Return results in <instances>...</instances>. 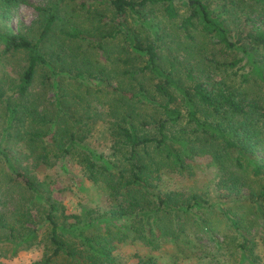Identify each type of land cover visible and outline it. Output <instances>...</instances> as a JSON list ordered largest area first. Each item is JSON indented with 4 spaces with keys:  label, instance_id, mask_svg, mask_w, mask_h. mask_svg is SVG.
Instances as JSON below:
<instances>
[{
    "label": "trees",
    "instance_id": "obj_1",
    "mask_svg": "<svg viewBox=\"0 0 264 264\" xmlns=\"http://www.w3.org/2000/svg\"><path fill=\"white\" fill-rule=\"evenodd\" d=\"M72 1L73 7L105 4L112 8L108 17L100 13L99 20L111 25L113 35H119L125 50L144 59L141 68L156 80L153 91L165 98L161 103L154 96L149 97L152 107L162 115L150 123L136 124L131 122V111L119 104L122 99L115 98L111 107L118 132L107 157L97 154V160L88 140L84 142L94 123L74 119L71 130L62 132L65 128L56 120V111H50L49 102H44L33 86L41 65L53 69V61L62 60L61 55L70 50L69 46L78 49L80 45L75 46V41L88 39V35L75 24L65 29L66 16L60 14V0L38 6L42 19L37 36L8 24L0 26V67L10 66L15 54H24L22 70L15 79L8 72L0 74V204L14 201L15 205L7 213L0 208V243L10 242L12 254L43 239V254L33 264H126L116 258L113 250L114 241L127 237L138 238L150 249L161 248L175 262L183 259L182 252L203 264H231L222 254L231 245V234L237 240L233 250L240 252L245 248L251 252L250 243L255 244L251 221L264 224V214H244L246 210L238 214L232 205L219 209V214H199L190 210L188 201L197 198V194L186 198L188 193L178 189L163 191L159 181L169 170L179 173L187 166L186 160L197 154L210 156L220 171L219 186L229 191L237 193L249 187L241 177L249 169L254 175H264V106L256 95L250 96L246 84L251 75L264 88V0ZM27 2L0 0V17L10 16L14 8ZM159 5L168 18H180V31L187 41L185 49L196 46L203 51L209 45L205 54L207 70H187V84H180L175 76V61L165 60L161 48L167 34H158L159 25L148 19V9ZM244 7L254 13L245 16L248 21L259 22L245 31L234 30L232 23L240 17L234 14ZM144 29L153 34V41L142 36ZM51 44L55 47L50 49ZM216 52L221 58L214 56ZM235 65V73L244 70L239 73L242 79L233 80L232 84L221 72ZM87 75L85 81L92 78ZM139 89L147 97L146 90ZM175 94L185 107L186 122L196 130L191 139L172 135L171 128L182 117L174 106ZM88 107L92 108L89 103ZM100 115L95 109L88 118L95 122ZM77 122L83 125L82 129L78 130ZM141 124H151L155 132L141 133ZM120 147L125 152H120ZM55 162L66 170L69 162L79 164L88 179L103 183L115 201L109 208L110 215L126 216L133 236L117 228L113 231L114 220H100L85 209L67 212L53 194L51 178L46 173L39 174L42 164L51 166ZM15 193L29 200L20 206L16 202L22 197L15 200ZM252 195L256 204L264 208V183ZM243 218L244 223L250 219L245 224H249L250 235L239 231ZM44 228L46 232L42 233ZM204 240L211 242L208 244L214 249L201 256L197 246ZM140 257L137 264H158L151 255Z\"/></svg>",
    "mask_w": 264,
    "mask_h": 264
},
{
    "label": "rangeland",
    "instance_id": "obj_2",
    "mask_svg": "<svg viewBox=\"0 0 264 264\" xmlns=\"http://www.w3.org/2000/svg\"><path fill=\"white\" fill-rule=\"evenodd\" d=\"M48 2L49 0H28L27 3H21L11 11L10 16L0 17V26H7L8 24L13 29L37 36L40 28L39 23L42 19L38 6H44ZM60 5L63 7L60 14L66 16L65 29L68 30L72 24H75L88 35V39L75 41V46L80 45L78 49H73L68 44L70 50L62 53V60L52 62L53 69L41 65L36 72L33 84L34 90L40 93V97L44 102H49L50 111H56L57 114L54 115L57 117L56 120H59V124L65 128L62 132L68 133L71 130L74 119L89 121V125L94 123L84 142L88 140L87 144L96 155L101 154L107 157L111 150L110 145L113 144V136L118 132L115 130L118 121L113 115L111 101L113 102L115 98L122 99L119 104H122L126 110L131 111L130 115L133 118H131V122L134 120L136 124H140L141 121L150 123L154 117L162 115L152 107L149 97L154 96V99L161 103L165 102V98L153 91V83L156 80L148 70L141 68L144 59L134 55L130 49L125 50L121 45V39L118 38L119 35H113L111 25L99 20L100 13L106 14L107 17L112 13L110 6L92 4L89 8L73 7L74 2L72 0H60ZM247 14H254L249 7H244L242 12L234 14L236 17L240 15L237 23L233 22V26L231 25L233 29L235 28L234 30L243 29L245 31L253 27L256 22H259L248 21L245 17ZM148 19L151 23L159 25L160 31H158V34L163 36V33L167 34L162 41L163 48L161 49L166 61H175L177 71L175 76L179 78L180 84L190 82L187 73L190 68L193 69V72L207 70L208 60L205 54L209 52V45L206 44V50L203 51L197 50L196 46L185 49V42L187 41L180 31L182 30L179 25L180 18H168L163 6L159 5L148 9ZM142 36L153 41V34L146 29H144ZM98 44L102 46L98 47ZM52 47L55 46L51 44L49 48ZM214 56L221 58V55L217 52ZM23 59V53L15 54L10 66L0 67V74L8 72L15 79L22 70ZM236 67L237 65L224 68V71L221 72L227 76L226 78L232 84L233 80L240 81L242 79L239 73L244 69L241 68L235 73ZM245 68L248 67L245 66ZM87 74L92 78L85 81ZM249 79L246 84L250 96L256 95L260 98V104L264 106L263 85L252 80L251 75H249ZM139 87L146 90L147 97L142 96L143 91L140 92ZM172 89L173 87H170V90ZM133 92H136L137 95L131 97L130 94ZM58 100L59 102H57ZM88 103L97 110V113H101L95 122L93 118H88V114L95 111V109L88 107ZM174 106L180 110L182 117L171 128L172 135L175 136L176 133L178 136L191 139L192 136H195L196 130L186 122L185 107L176 94ZM76 126L78 130L83 128V125H78V122ZM139 127L141 133L152 134L155 132V128L151 124L147 126L141 124ZM66 141L68 142V140ZM119 151L125 152V149L120 147ZM57 152H59V149ZM98 159L99 156L97 155ZM210 160L211 158L207 154H197L190 157L186 160L187 166L179 173L170 170L165 172L163 178L159 181V186L163 191L178 189L183 193L186 192L188 193L184 195L186 198L193 193L197 194V198L188 201L191 202L190 210L197 211L199 214H219V209H228L227 205H232L238 214L245 212V210L244 214H264V208L259 207L258 203L256 204L255 195H252V192H256L259 185L264 183V175H254L250 169L244 172L241 177L243 183H248L249 187H245V189L243 188L236 193L229 191L225 186H219L220 171ZM56 162L51 166L42 164L39 167V174L43 176L46 173L45 176L51 178L53 194L55 198H58L64 204L67 212L79 213L85 209L93 216L100 218V220H114L115 225L111 227L113 231L117 228L120 231L127 232L129 236H133L128 229L130 226L126 216L116 217L110 215L109 208L115 205V201L111 200L108 188L103 183L88 179L79 164L69 162L66 170L58 164L55 165ZM19 196L22 199L16 203L19 202L20 206L29 200L27 196L24 198L23 195L17 193L14 194L15 200ZM34 205L36 206L37 203L34 202ZM0 208L7 213L15 208L14 201L13 203L7 202L5 205L0 204ZM249 220L247 219L244 223L243 218V222L240 224L239 231L243 234L250 235L249 224L245 226L246 223L250 222ZM250 230H253V239L255 240V244L250 243L252 246L251 252L245 248L240 252H237L236 249L233 250L235 246L237 247V240L233 238L232 234L228 235L229 240L232 239L233 243L230 240L231 245H228V251L222 254H226L231 264H264V224L261 222L258 224V220L251 221ZM45 232L46 229L44 228L42 233ZM37 240L39 241L21 247L17 249L16 253L12 254H10V242L0 243V264H33L35 260L42 256L44 251L43 239L39 238ZM202 242L204 243L198 242L201 245L197 246L201 256L214 249V246L208 244L211 242H205V240ZM114 244L113 254L126 264H137L141 258L140 256L146 255L153 256L158 264H195L193 259H187L186 253L182 252L180 253L183 255V259L180 262L172 261L161 251V248L150 249L147 246L145 247L136 237H132V239L127 237L122 241L116 240ZM233 256L235 258L232 262ZM215 264L218 263L215 262Z\"/></svg>",
    "mask_w": 264,
    "mask_h": 264
},
{
    "label": "crops",
    "instance_id": "obj_3",
    "mask_svg": "<svg viewBox=\"0 0 264 264\" xmlns=\"http://www.w3.org/2000/svg\"><path fill=\"white\" fill-rule=\"evenodd\" d=\"M167 258L169 259L170 257H169V253H168V256H167ZM187 259H193L194 260V262H195V264H203V261L202 260H197L196 258H194V257H192V258H187Z\"/></svg>",
    "mask_w": 264,
    "mask_h": 264
}]
</instances>
